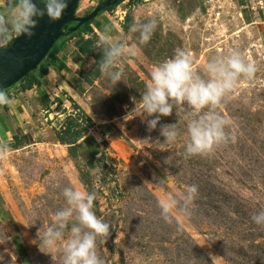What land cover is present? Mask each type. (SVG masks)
<instances>
[{
  "label": "rangeland",
  "instance_id": "1",
  "mask_svg": "<svg viewBox=\"0 0 264 264\" xmlns=\"http://www.w3.org/2000/svg\"><path fill=\"white\" fill-rule=\"evenodd\" d=\"M100 1L79 0L75 15ZM150 18L156 29L135 57L122 58V81L115 85L96 66L97 36L90 45L97 57L75 55L76 37L52 45L65 40L74 63L72 74L64 72L70 94L61 90L58 97L70 96L91 119L87 128L79 121V138L73 131L61 135L71 143L55 137L73 109L67 101L48 107L52 85L47 93L44 86L23 93L26 80L4 89L12 103L0 106V144L7 145L0 155V264H60V252L44 248L39 236L64 206L60 192L66 186L95 193L93 211L110 225L107 238H97L104 264H264V226L251 220L264 209V0H123L96 15L94 32L107 24L112 35L136 44L129 26ZM178 48L197 72L209 57L233 48L256 69L217 109L232 122L235 142L188 158L183 111L174 107L150 132L129 114L153 66ZM39 91L41 106L35 103ZM168 123H177L175 143L159 134ZM189 185L197 186L189 213L173 209L166 223L157 201L182 197Z\"/></svg>",
  "mask_w": 264,
  "mask_h": 264
},
{
  "label": "clouds",
  "instance_id": "2",
  "mask_svg": "<svg viewBox=\"0 0 264 264\" xmlns=\"http://www.w3.org/2000/svg\"><path fill=\"white\" fill-rule=\"evenodd\" d=\"M38 2L43 8L37 6L36 0H14L6 14H0V48L5 47L13 35L23 34L31 38L36 18L46 15L54 22L68 5V0ZM156 26L155 18L134 22L128 30L137 34L136 44L130 45L121 36L112 35V26L103 25L96 33V46L101 53L96 66L101 76L114 85L122 81L120 61L125 57H135L137 46L150 40ZM255 70L244 54L233 48L226 54L209 57L197 72L191 56L178 48L170 58L153 66L149 81L129 114L146 122V130L150 132L156 129L161 116H169L174 107L177 113L183 111L187 118L183 155L185 158L205 155L218 145L235 142L232 122L217 109L237 82L242 78L250 79ZM11 103L12 100L0 91V106ZM159 134L164 137V142L175 143L180 135L177 123L160 125ZM6 153L7 145L0 144V155ZM196 193L197 186L189 185L182 197L170 194L159 199L157 206L161 218L170 223L173 209L187 215L188 206ZM60 195L64 206L51 216L50 224L39 236V244L46 249L58 250L60 264H104L97 253V238H107L110 225L93 211L95 193L66 186L61 189ZM251 220L257 226H264V209L253 214Z\"/></svg>",
  "mask_w": 264,
  "mask_h": 264
},
{
  "label": "water",
  "instance_id": "3",
  "mask_svg": "<svg viewBox=\"0 0 264 264\" xmlns=\"http://www.w3.org/2000/svg\"><path fill=\"white\" fill-rule=\"evenodd\" d=\"M119 0H101L92 10L83 16H76L78 0H68V5L61 17L56 21H50L45 15L37 19L33 36L26 38L14 36L9 44L0 48V91L7 89L19 81L28 71L44 58L53 43L64 33L70 34L82 23L96 17L100 10L115 4ZM37 6L43 5L36 0ZM74 23L66 31L64 25Z\"/></svg>",
  "mask_w": 264,
  "mask_h": 264
},
{
  "label": "trees",
  "instance_id": "4",
  "mask_svg": "<svg viewBox=\"0 0 264 264\" xmlns=\"http://www.w3.org/2000/svg\"><path fill=\"white\" fill-rule=\"evenodd\" d=\"M121 1L123 0H119L117 1L115 4L111 5V6H108V7H105L103 10H100L97 15L102 12V11H109L111 10L114 6H116L118 3H120ZM14 1H11V3H13ZM95 18V17H94ZM94 18H92L91 20L89 21H86L84 23H82L75 31L71 32L70 34H66L64 33L62 36L60 37H76V40L74 41V45L75 47L77 48L78 52L81 53L82 55H91L93 57H97V54L94 53L91 48H90V45L92 44V37L93 36H96L95 35V32L91 26V24H93V20ZM74 23H70V24H66L64 25L63 27V30L66 31L71 25H73ZM84 35H87L88 37L84 38ZM59 37V38H60ZM58 38V39H59ZM13 38H11L7 44H9L11 42ZM57 39V40H58ZM62 39V38H60ZM56 40V41H57ZM55 41V42H56ZM54 42V43H55ZM53 43V44H54ZM6 44V45H7ZM55 46H52L48 52L46 53V55L44 56V58L36 65L35 68H33L32 70L34 69H37L38 72H37V75L36 76H33V77H30V73L32 70L28 71L19 81H24L26 80V84L23 86V89L25 88H30L33 84H38L39 83V79L41 77H43L45 74H47L48 72V67L47 66H44L43 63L41 64V62L46 58V57H50V59L54 60V61H57L56 58H54L53 56H50V54L53 52ZM53 54V53H52ZM61 65V68L65 69V71L68 73V74H72L73 72L71 70H69L68 68L65 67L64 64H60ZM15 84V83H14ZM13 85V84H12ZM71 106H72V109H73V112L71 113H68L66 118H65V121H64V125L62 126V130L60 131H55V137L57 139L58 142L60 143H71L73 141H67L66 138H63L61 137V135L64 133L65 135L68 134L69 132H71V134H74V136H77V138H79L81 135V130L82 128L79 127V121H82V123H85L84 124V128H87L90 126L91 124V119L84 113L80 110L79 106L76 104V102L74 101L73 98H71L70 96H68L66 98ZM54 101H60L59 98H55ZM3 108L6 109V105H3ZM79 127V128H78ZM76 129V130H74Z\"/></svg>",
  "mask_w": 264,
  "mask_h": 264
},
{
  "label": "crops",
  "instance_id": "5",
  "mask_svg": "<svg viewBox=\"0 0 264 264\" xmlns=\"http://www.w3.org/2000/svg\"><path fill=\"white\" fill-rule=\"evenodd\" d=\"M11 1H14V0H0V14H6L7 8L11 6ZM91 26H92L93 30L96 31L97 27H99L100 25L91 24ZM14 36L15 35H13V37ZM64 41L58 42V44H56L54 47V50L52 52L53 54L52 53L50 54V56H53L54 58H56L57 61L50 59V57H46L44 59L45 63H43V65L48 67L47 74H45L43 77H41L39 79L38 84H33L31 86V87H33V86H38V87L44 86V88L46 87L44 89V91L47 93L48 89H50L51 85H52V88L55 90L54 96H55V98H59L60 101H54L55 98L50 99V101H52V102H51V104H49V106H48L49 108L51 107V105H57V104L58 105H65L66 101L69 102L66 98L62 99L60 96L58 97V93L61 90H64V95H65V92L68 91V87L70 86L67 84L66 79H65L66 76H65L64 72H66V71H65V69L61 68L60 64H64L65 67L68 68L69 70H71L72 72L74 70L73 66H71L73 61L69 56L70 52H67V50H66L67 47L65 45H63ZM73 50L75 52V53L73 52L75 55H78V57H81L83 59L85 58L81 53L78 52L77 48L74 47ZM76 69H78V68H76ZM36 75L37 74H35L34 76H36ZM30 77H33V75L30 74ZM31 87L23 89V93H27L28 90H31ZM2 92H4V90ZM68 93L70 94V92H67V94ZM21 94H22V92H21ZM38 95L40 97V100H35V103H37L41 106L45 102V97L42 96L40 91H39Z\"/></svg>",
  "mask_w": 264,
  "mask_h": 264
}]
</instances>
